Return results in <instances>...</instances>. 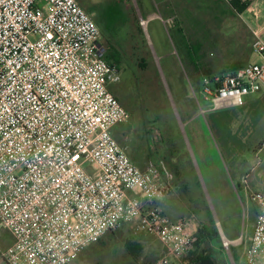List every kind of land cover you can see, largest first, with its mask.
Returning a JSON list of instances; mask_svg holds the SVG:
<instances>
[{
  "label": "built area",
  "instance_id": "2783aa9c",
  "mask_svg": "<svg viewBox=\"0 0 264 264\" xmlns=\"http://www.w3.org/2000/svg\"><path fill=\"white\" fill-rule=\"evenodd\" d=\"M101 35L79 0H0L6 264H69L125 224L157 238L162 250L150 264H196L191 218L172 220L155 204L170 193V175L155 163L139 168L113 136L129 113L108 88L118 71L105 60ZM254 35L252 49L264 58V40ZM262 88L264 62L201 76L199 89L214 112ZM250 197L256 216L244 262L264 264V188Z\"/></svg>",
  "mask_w": 264,
  "mask_h": 264
},
{
  "label": "rangeland",
  "instance_id": "374dc122",
  "mask_svg": "<svg viewBox=\"0 0 264 264\" xmlns=\"http://www.w3.org/2000/svg\"><path fill=\"white\" fill-rule=\"evenodd\" d=\"M112 1L79 0V3L94 19L98 14L97 8ZM115 1L127 22L114 27L116 30L111 43L120 50L122 61L116 73L117 80L109 85L117 91L119 102L129 113L128 120L117 128L126 136L123 139L119 137L117 142L125 148L131 160H137L141 153L153 163L162 160L165 167L177 175L178 181L185 182L188 173L193 176L195 172L208 201L214 198L215 187L223 189L225 180L233 182L237 201L243 205L245 192L264 188V115L257 117L255 114L257 100L264 99V88L244 96L241 105L227 108L235 115L230 128L239 143L222 138L211 124L209 114L212 112L207 111L209 104L203 100L200 89H197L198 79L186 73V70L190 72V67L187 64L185 68L174 29L178 21L185 32H189L187 36L190 40L202 43L201 55L204 53V58L199 59L200 62L206 57H220L219 60L224 62L227 56H220L221 51L217 46L229 43L236 60L262 63L264 58L253 51L252 44L255 40L254 32L264 40V0H251L241 14H221L218 16L220 20L214 19L207 26L203 25L204 12L207 11L203 0ZM91 8H95V11L89 12ZM147 13L162 17L164 21V25L158 20L149 24L148 47L143 44L136 28V21L142 23ZM184 17L187 25L184 24ZM100 41L104 47L107 46L104 35H101ZM238 43L245 48L241 50ZM210 51L214 52L211 54ZM142 58L144 67H141ZM191 89L196 91L198 103L206 111L204 114ZM178 126L183 138L193 148V168L186 161H172L171 143L179 138ZM194 126H202L201 130H204L198 137L195 136L199 138L201 150L193 141L191 129ZM134 144L140 147L139 153ZM129 147L132 148L131 152ZM224 241L227 242V246L224 243L223 246L226 248L228 264H242L247 245L243 248V243H238L237 255L231 242ZM161 250L154 235L145 234L136 229L134 224H125L115 233H106L99 242L86 247L69 264H150Z\"/></svg>",
  "mask_w": 264,
  "mask_h": 264
},
{
  "label": "crops",
  "instance_id": "0c3cea01",
  "mask_svg": "<svg viewBox=\"0 0 264 264\" xmlns=\"http://www.w3.org/2000/svg\"><path fill=\"white\" fill-rule=\"evenodd\" d=\"M142 20L141 28L146 41H149V24L151 21L158 20L162 25L164 21L162 17H157L152 13H147L144 15ZM170 19V18H169ZM168 18L166 20H169ZM205 64L209 67L208 69L221 72L224 71L226 63H222L220 60H214L211 57H206L204 59ZM200 88V78L197 83ZM184 111V110H183ZM202 126L192 127V135H194V144L199 147L201 144L198 143L199 138H197L202 132ZM130 126L127 128V130ZM116 128L113 129V136L117 140L121 137V134H115ZM133 131V130H132ZM204 131V130H203ZM177 134L178 139L171 143L172 146V161H186V164L193 168L194 164V154L191 143L186 141L182 136L180 127L178 126ZM198 135V136H197ZM126 135H123L122 139ZM197 136V137H195ZM135 145V144H134ZM137 152H140V147L135 145ZM125 151V148H123ZM131 152L132 148L129 147ZM126 152V151H125ZM127 153V152H126ZM138 157L137 160H132L135 164L141 168H146L150 163V158H146L143 153ZM161 159V158H159ZM164 171L168 172L171 178L172 188L169 194L163 198L156 201V206L170 219L176 220L184 216H189L191 218V230L196 232L198 230H206L204 236H210L202 242L198 243L194 248V253L196 255H201L205 253L211 254L217 264H228V258L226 256V248L223 246V240H228L231 242V247L237 252L238 255V243H243V248L248 244L249 239L252 235L255 216H256V205L250 197V193H244L245 198L243 199V205L237 201L236 197V186L233 182L228 180L224 181V188L220 189L218 186L213 189V197L210 198V202L206 197V192L204 191L203 185L200 183V179L194 172L193 176L189 173L186 177V181H178L177 175L171 170L165 167L162 160H157L155 162ZM173 163L170 164V166ZM175 165V164H174ZM245 182V179L243 178ZM249 192V191H247ZM241 200V199H240ZM213 224L217 236L219 238L213 237V234L207 228ZM205 232V231H204ZM12 242V236L10 233L1 227L0 232V264H6L2 257V252L7 248ZM80 254V253H79ZM242 264H245L243 261Z\"/></svg>",
  "mask_w": 264,
  "mask_h": 264
},
{
  "label": "trees",
  "instance_id": "16d2710c",
  "mask_svg": "<svg viewBox=\"0 0 264 264\" xmlns=\"http://www.w3.org/2000/svg\"><path fill=\"white\" fill-rule=\"evenodd\" d=\"M203 1L205 3V6H206L205 11L207 9V11L204 12L205 24H203L206 26L209 22L211 23V21H214V19L220 20L218 18V16L221 14H223V15L230 14L231 16H236V15L241 14L250 4V2L241 3L239 0H234L231 3V5H226L221 0H203ZM137 2H138V0H137ZM93 10L95 11V8L89 9V12H91ZM97 12H98V14L94 17L93 20L99 26L101 33H102V35H104L105 40L107 42V46L105 47V60L111 66H113L117 71H119L120 66H121V61H122V55L120 53V50L111 43V39L113 38V33H115L114 31L116 30L114 28L115 25H117V24H118L117 26L122 25V24L124 25L127 22V19L124 18L123 11L118 7L115 0L107 3L102 8H97ZM191 16H193L192 13H191ZM185 18L186 17H184V24L187 25V23H185V20H186ZM136 28H137L138 33L142 37L143 44L146 47H148V42L146 41V39L143 35V31H142L141 24H140L139 20L136 21ZM201 29H203L202 31H206L207 27H206V29L205 28H201ZM174 33H175V36L177 37L176 41L180 44V50H182V53H183V58L185 61L184 62L185 68H187V64H188V67H190V72H188L186 70V73L189 75H193L197 79L201 78V76H207L209 78H212L215 75L226 74V73L232 72L235 69L246 64L245 61H239V60L235 59L236 58L235 53H233V49H232L231 44H229V43L225 44L224 43L221 46L218 44L217 48L220 49V51H221L220 56L221 55L227 56L226 60H224V62L222 61V63H226V65L224 67V71H221V72L212 71V70L208 69L209 65L207 66V64H205V62L203 60H202V62H200L201 58L202 57L204 58V56H203L204 53H202V55H201L202 43L200 41H197V40H195V41H193L192 39L190 40L187 36V34L189 32L186 33L185 29L181 25L178 24V21H177V24L175 26ZM247 37H248V35H247ZM212 44H214V42ZM238 45L241 48V50L243 48H245L242 46V44L240 45L238 43ZM216 49H214V51ZM214 51H210V53L212 54V52H214ZM199 55H200V57H199ZM219 59H220V57L214 58V60H219ZM141 63H143L141 65V67H144L145 63H144L143 58L141 59ZM141 63H139V64H141ZM108 88L111 91V93L119 101L117 91H115L113 88H110V85H108ZM255 106H256V111H255L256 116L258 117V116L264 115V99H261V100L258 99L257 104H255ZM230 111H231L230 109H222V110L214 111V112L210 113L209 116H210L212 126L218 131L219 135L222 138H228V140L230 142L232 141L233 143L236 144V143H239L238 139H237L236 135L232 133L231 128H230V125L232 124V122L235 119V115H234V113L232 114V112H230ZM125 122L120 123L115 128L117 129L120 125L124 124ZM118 133H120L121 137H123V134L121 133V131L117 129L115 134H118ZM207 230H210L212 232L213 237L219 238V236H217V234H216V230H215L213 224H210V226L207 228ZM204 231L198 230L195 232L196 242H195L194 248L198 243H200V242L203 243V241L206 239V237L210 238V236H204L205 233L207 232L206 230H204ZM107 233H110V232H107ZM111 233H115V231H111ZM189 260L192 263H196V264H217V262L211 256V254L205 253V254H201V255H196L194 253V250L192 251Z\"/></svg>",
  "mask_w": 264,
  "mask_h": 264
},
{
  "label": "snow or ice",
  "instance_id": "6c2138e0",
  "mask_svg": "<svg viewBox=\"0 0 264 264\" xmlns=\"http://www.w3.org/2000/svg\"><path fill=\"white\" fill-rule=\"evenodd\" d=\"M74 159H75V157H74Z\"/></svg>",
  "mask_w": 264,
  "mask_h": 264
}]
</instances>
